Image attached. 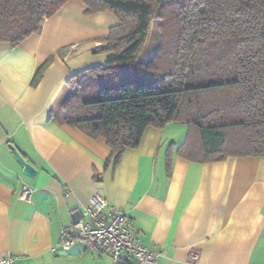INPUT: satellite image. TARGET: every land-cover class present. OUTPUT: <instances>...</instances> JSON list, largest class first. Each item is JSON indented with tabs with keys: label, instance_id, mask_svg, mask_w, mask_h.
Returning a JSON list of instances; mask_svg holds the SVG:
<instances>
[{
	"label": "crops",
	"instance_id": "0c3cea01",
	"mask_svg": "<svg viewBox=\"0 0 264 264\" xmlns=\"http://www.w3.org/2000/svg\"><path fill=\"white\" fill-rule=\"evenodd\" d=\"M85 11L81 0H68L39 35L16 48L0 44V261L9 253L14 264H68L69 257L52 253L60 231L99 191L125 212L138 242L161 255L156 264H264V158L186 161L176 155L186 127L171 123L146 128L136 149L106 167L105 140L61 122L66 82L112 56L99 52L96 39L117 19ZM9 146L36 170L34 178L23 175ZM23 186L35 190L29 203L18 199ZM102 258L83 251L76 264Z\"/></svg>",
	"mask_w": 264,
	"mask_h": 264
},
{
	"label": "trees",
	"instance_id": "16d2710c",
	"mask_svg": "<svg viewBox=\"0 0 264 264\" xmlns=\"http://www.w3.org/2000/svg\"><path fill=\"white\" fill-rule=\"evenodd\" d=\"M67 1L0 0V44L16 48L39 35ZM81 2L87 15L109 12L118 24L96 39L99 52L112 54L105 64L66 82L60 120L105 140L106 167L136 149L146 128L171 123L186 127L176 148L186 161L264 158V0ZM154 22L160 43L140 64ZM49 63L37 69L33 87Z\"/></svg>",
	"mask_w": 264,
	"mask_h": 264
},
{
	"label": "built area",
	"instance_id": "2783aa9c",
	"mask_svg": "<svg viewBox=\"0 0 264 264\" xmlns=\"http://www.w3.org/2000/svg\"><path fill=\"white\" fill-rule=\"evenodd\" d=\"M34 192L33 188L23 186L18 199L29 203ZM75 245H80L83 251L109 258L111 264H156L161 256L138 242L125 212L108 203L99 191L90 198L88 207L81 212V219L61 229L59 244L52 253L66 252ZM191 259L196 260L197 256ZM14 261V256L5 253L0 264H14Z\"/></svg>",
	"mask_w": 264,
	"mask_h": 264
},
{
	"label": "rangeland",
	"instance_id": "374dc122",
	"mask_svg": "<svg viewBox=\"0 0 264 264\" xmlns=\"http://www.w3.org/2000/svg\"><path fill=\"white\" fill-rule=\"evenodd\" d=\"M157 25H158V22H154L152 24V28L150 31L148 41H147L145 48L142 51V53L138 59V62L140 64L148 63L157 52V49H158V46L160 43V33L158 32ZM58 110H59V107H58V109L56 107L55 111L58 112ZM181 129H183L185 131L184 127H181ZM87 255H90L88 257L92 256L91 254H87ZM66 257H69V256H66ZM69 258L71 260H69L68 264H76L77 256L76 257H69ZM99 263L100 264H110V261L107 259V257H103L101 260H99Z\"/></svg>",
	"mask_w": 264,
	"mask_h": 264
},
{
	"label": "water",
	"instance_id": "95a60500",
	"mask_svg": "<svg viewBox=\"0 0 264 264\" xmlns=\"http://www.w3.org/2000/svg\"><path fill=\"white\" fill-rule=\"evenodd\" d=\"M9 150L12 156L14 157V159L16 160V162L22 168L23 175L28 178H34L37 173L36 170L30 164L25 162L23 157L18 153V151L13 146H9ZM80 219H81V214L79 212L74 213L72 215L73 223L79 221ZM82 252H83L82 247L80 245H75L74 247H71L68 251L59 253V256L76 257L79 255V253Z\"/></svg>",
	"mask_w": 264,
	"mask_h": 264
}]
</instances>
